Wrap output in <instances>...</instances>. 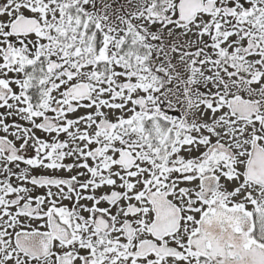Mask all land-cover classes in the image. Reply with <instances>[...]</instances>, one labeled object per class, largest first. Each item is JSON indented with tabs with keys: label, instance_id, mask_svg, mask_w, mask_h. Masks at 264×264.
Instances as JSON below:
<instances>
[{
	"label": "flooded vegetation",
	"instance_id": "flooded-vegetation-1",
	"mask_svg": "<svg viewBox=\"0 0 264 264\" xmlns=\"http://www.w3.org/2000/svg\"><path fill=\"white\" fill-rule=\"evenodd\" d=\"M8 1L0 0V15ZM218 1L202 0L213 3L211 12L189 25L176 9L175 26L225 15L232 26L218 18L204 30L208 48L231 37L245 16L256 27L251 13ZM19 18L0 25V241L7 234L21 264L264 260L260 26L254 35L242 32L247 46L238 60L221 52L194 61L198 77L180 61L183 76L154 60L141 89L137 72L121 69V82L99 78L94 86L88 69L74 67L69 48L48 44L44 18L32 35H10ZM96 90L109 98L95 100ZM97 107L115 113L96 116ZM224 118L256 124L241 170ZM254 148L257 174L248 170ZM209 231H232V243L218 244Z\"/></svg>",
	"mask_w": 264,
	"mask_h": 264
},
{
	"label": "rangeland",
	"instance_id": "rangeland-1",
	"mask_svg": "<svg viewBox=\"0 0 264 264\" xmlns=\"http://www.w3.org/2000/svg\"><path fill=\"white\" fill-rule=\"evenodd\" d=\"M61 0H9L6 13L0 15V25L3 30V25L11 22L16 16H21V18L29 17L27 19H38L44 18L49 19L50 17H57L56 10L57 4ZM178 0H166V7L164 8L165 22L163 24H153L154 16L151 14L150 19L143 18L142 15H139V11L142 8L143 0H86V5L89 12L97 18L105 20L107 23L117 30H119L123 25V17L126 16L125 13H131L134 18H138V23L148 26V30L152 37L155 39L156 43H151L150 45V60H157L158 65L170 70L173 74H178V71L181 76H183L182 67L179 64L177 67V62L180 61L182 65L186 68L185 72L191 76H195L193 70L194 61L200 60L202 58H208L213 55V59L218 58L219 53H226L229 57H234L238 60L242 54L244 55L246 49V42L242 37V32H248L247 35H254L258 32L257 27L260 26V30L264 31V0H219L218 6H227L235 7L238 9V12L241 10L248 11V14L251 13L253 18L256 21V27H251L250 20L248 16L244 17L239 23V29L234 31L231 37L227 39H222L219 41V44L208 48L206 43L208 37L204 33V30L210 31L212 23L215 19H220L223 23H227L229 26H232V23H228V18L225 15L219 14L218 18H199V21L196 24L191 25L188 28L176 27L175 21L177 20L176 15V4ZM44 5L47 9L44 8ZM95 9L93 10V8ZM258 10V13L256 12ZM125 12V13H122ZM247 19V20H246ZM137 20H133L135 23ZM237 25V24H235ZM124 28V26H123ZM122 28V29H123ZM33 43V40H30ZM23 45V43H22ZM22 45H18L21 47ZM205 46H207L205 48ZM261 49H264V41L259 45ZM186 49H192L193 55L183 56ZM247 57L249 55H246ZM251 56H249L250 58ZM19 57H16L15 62L18 63ZM257 58H251V62L255 61ZM254 69V65H252ZM90 72V68H85ZM113 74L111 75L110 83L113 85L115 82H121L124 74L120 70L118 65L112 66ZM178 70V71H177ZM136 84L139 88L144 89L146 84V79L143 75L145 72L140 70L136 73ZM195 77H198L196 75ZM183 82V81H182ZM92 84L99 87V79ZM257 84V83H256ZM258 85V84H257ZM93 96L95 100L108 99L109 97L103 95L99 90L94 91ZM189 102L185 105L186 109ZM97 107V112L94 113L96 116L102 114H107L108 116H113L114 111L108 110L103 111ZM247 110V109H246ZM95 112V111H94ZM248 112V110H247ZM206 117H209V111L205 114ZM220 112L216 114V118L219 119ZM227 123V136L226 139L229 141L233 148L235 159L233 160L237 169L241 170L243 162L246 158V153L249 148V143L253 137V129L256 128V124L242 125L234 123L231 119L224 118ZM220 126H226L223 123L219 124ZM232 127V129H230ZM239 178V177H238ZM239 181V180H238ZM236 181L230 182V187L236 186ZM242 196V193H239L238 197ZM258 203H261V200L256 198ZM19 223L17 228L20 227ZM0 248L2 256L0 258V264H21V260L13 251L10 246L7 234L3 240L0 241Z\"/></svg>",
	"mask_w": 264,
	"mask_h": 264
},
{
	"label": "trees",
	"instance_id": "trees-1",
	"mask_svg": "<svg viewBox=\"0 0 264 264\" xmlns=\"http://www.w3.org/2000/svg\"><path fill=\"white\" fill-rule=\"evenodd\" d=\"M87 5L86 0L59 1L55 9L58 16L45 19L49 24L47 34L51 35L47 37L48 44L69 48L74 67L90 68L92 82L111 78L113 65L125 70V74L156 66L154 60L149 59L150 45L156 41L147 25L138 23L139 19L131 13L122 12L126 15L122 22L124 28L117 30L92 15ZM142 5L139 15L143 18L150 19L152 14L153 24L165 22L166 0H143ZM44 8L47 9V5Z\"/></svg>",
	"mask_w": 264,
	"mask_h": 264
},
{
	"label": "water",
	"instance_id": "water-1",
	"mask_svg": "<svg viewBox=\"0 0 264 264\" xmlns=\"http://www.w3.org/2000/svg\"><path fill=\"white\" fill-rule=\"evenodd\" d=\"M213 3L207 2L204 6L202 0H179L176 4L178 19L184 22L186 25L193 23L196 20L197 14L201 12L210 13ZM37 27V22L34 19L19 18L14 24L10 26V35L29 36L32 35ZM256 109V108H255ZM234 114H238L241 118H245L241 113L232 111ZM257 150L254 148L252 157L250 159L248 170L257 174L258 172V155ZM248 232V231H246ZM208 237L218 240V244L232 243V231H209ZM223 239L224 241H221ZM258 251V248H257ZM261 253H264V249L259 248ZM227 264H264V260L255 258L254 262L250 259L240 257L235 262H229Z\"/></svg>",
	"mask_w": 264,
	"mask_h": 264
}]
</instances>
